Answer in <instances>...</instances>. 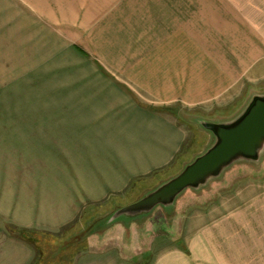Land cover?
Masks as SVG:
<instances>
[{
    "label": "rangeland",
    "instance_id": "374dc122",
    "mask_svg": "<svg viewBox=\"0 0 264 264\" xmlns=\"http://www.w3.org/2000/svg\"><path fill=\"white\" fill-rule=\"evenodd\" d=\"M79 1L31 0L29 8L51 16L61 9L67 12L69 2L76 5ZM82 1L88 7L93 3L90 9L93 10L92 24H82L81 27L78 24L56 25L51 27L54 33L40 24H3L0 30V133L12 134L16 138L13 142L3 141V148L10 149L9 147L18 144V155L8 157L11 153L6 150L1 152L2 173L5 175L16 166H26L30 174H34L31 181L44 182L45 188L49 187L50 191L56 190L63 180V186L68 187L67 182L73 180L69 177L74 175V167L77 164L81 166L82 161L86 160L85 152L89 153L83 149V146L90 144L89 141H84L80 138L81 135L75 138L74 122L80 121L82 107L92 105V102L94 105L98 100L84 102V95L88 94L82 93L81 89L79 98L74 88L75 81L87 78L79 77L78 70L104 71L120 89L143 104L141 101H155L151 90L155 83L154 63L158 53L164 56L171 53L179 56L183 54L184 59H191L190 55L194 54L198 60L211 52H236L242 57V60L237 61L238 64L241 61L247 68L252 64L246 56L247 52L237 51L230 44L226 45L229 38L234 40L233 37H241L245 28L231 22L235 15L234 6L224 8L221 0ZM85 9L86 7L83 11ZM226 9H230L231 13ZM246 38L252 42L251 35H246ZM248 46L243 45L247 50L251 47L249 43ZM74 48L78 51L82 48L83 56L78 55ZM143 68L147 76L137 77L138 71ZM108 69L121 73L113 74ZM123 71L132 76L122 78ZM214 73L216 72L212 75ZM257 76L256 72L254 77H243L235 91L234 88H228L219 95L220 98L212 99L201 108L191 109L192 111L186 109L181 102L160 108L182 122L190 132L172 166L141 180L132 181L127 190L128 200L125 190L122 194H110L97 203L84 204L78 220L64 229L73 228L78 232L74 237H67L66 246L71 250H80L82 258L89 259L95 254L105 258L107 252L111 251L122 257L126 245L127 258V247L136 238L141 241L147 239V243L151 242L154 246L159 243L160 248L170 247L174 245L172 233L180 232V225L187 224L194 211L205 212L211 205L213 217H217L240 203L247 202L257 208L258 229L260 236H264L261 226H264V151L258 162L239 161L220 178L212 180L210 183L213 184L203 189L209 191L206 196L208 202L204 206H199L193 195L194 191L188 190L178 198L175 207H159L141 218L110 222L119 210L126 207V202H137L177 176L198 155L206 151L208 147L201 150L203 138L194 133V127L204 130L202 122H232L245 111L254 97L263 96L264 78ZM95 78L92 79L97 86L100 83ZM87 85L83 84L85 87ZM98 88H102V85L92 88L88 93L96 97ZM80 127L79 131H87L88 124ZM104 156L98 155V165L107 159ZM3 181L5 184L8 178H3ZM187 199L189 204L184 207L183 203ZM194 205L196 210L192 211ZM179 207L185 209L181 210ZM107 228L113 231L110 232ZM123 229L126 230V243L118 242L122 236L115 237L124 232ZM97 230L100 231L91 235L92 231ZM56 239L59 237L52 238ZM259 249H263V245ZM79 254L76 253L77 256ZM135 257L138 262L144 260L138 254ZM150 258L149 255L144 262H149ZM263 261L264 255L260 252L258 262L263 264Z\"/></svg>",
    "mask_w": 264,
    "mask_h": 264
},
{
    "label": "crops",
    "instance_id": "0c3cea01",
    "mask_svg": "<svg viewBox=\"0 0 264 264\" xmlns=\"http://www.w3.org/2000/svg\"><path fill=\"white\" fill-rule=\"evenodd\" d=\"M221 2L224 8L234 6L235 15L231 22L245 28L241 37H233L234 40L229 38L226 45L230 44L237 51L247 52V58L252 61L248 68L241 61L240 64L237 63L242 57L236 52L207 53L202 56L203 59H198L202 62H198L194 54L190 55L191 59H184L183 54L179 56L171 53L164 56L158 53L154 63L155 83L151 90L155 101H141L143 104L120 89L104 71L78 70L79 77L87 78L75 81L74 88L79 98L82 90V93L88 94L84 95V102L98 100L94 105L92 102V105L82 107L80 121L74 122L75 138L81 135L80 138L89 141V145L83 146L84 151L89 153L85 152L86 160L82 161L81 166L77 164L74 167V175L69 177L73 180L67 182L68 187L63 186V180L52 191L49 187L45 188L42 181L32 182L34 174H30L28 167L16 166L4 175L0 164V264H259L258 254L262 252L264 255V236H260L258 229L257 208L250 202L240 203L217 217H213L211 205L205 212L194 211V205L192 218L183 225L184 228L180 225V232L172 233L174 245L160 248L159 243L158 247L151 242L148 244L147 239L141 241L136 238L127 247V258L126 245L122 257L111 251L107 252L105 258L95 254L89 259L82 258L80 250H71L66 246L67 237H74L78 232L73 228L64 229L78 220L84 204L97 203L110 194H122L125 190L128 200L127 190L132 181L141 180L172 166L190 132L182 122L160 108L181 102L186 109L192 111L191 109L201 108L212 99L220 98L219 95L228 88H234L235 91L245 76L254 77L257 72V78H264V0ZM30 3L31 0H0V30L3 24H40L44 29L52 30L51 27L56 25L78 24L81 27L82 24L93 23V10H90L93 3L88 7L84 6L82 0L76 5L69 2L67 12L61 9L51 16L30 9ZM84 7L86 11H83ZM226 11L231 13L230 9ZM94 15L96 16L95 12ZM52 32L54 33L53 30ZM246 35H251L252 42L247 40ZM248 43L251 47L247 50L243 45L249 47ZM74 49L78 55L83 56L82 48L81 51ZM1 54L0 49L2 59ZM190 61L193 63L189 64ZM143 71L144 68L136 76H147ZM108 72L121 73L117 70ZM213 72L216 73L212 75ZM121 76L126 78L132 75L123 71ZM95 77L100 83L97 86L92 79ZM83 84H88V87ZM100 85L102 88H98L95 94L98 96L88 93ZM87 110L90 112H86ZM82 124H88L87 131H79ZM194 133L203 138L201 150L212 145L214 138L210 133L197 127H194ZM14 139L16 138L12 134L0 133V163L3 150L11 153L8 157L18 155L17 143L10 149L3 148V141L8 143L15 141ZM101 154L107 159L98 165L97 157ZM3 178H8L5 184ZM210 184L213 183L208 186ZM203 189L193 192L199 206L208 202L206 196L209 191ZM188 202V199L185 200L183 206L188 205ZM262 203L264 208V200ZM130 204L132 203L126 202V206ZM261 226L264 234V226ZM99 231H92L91 235ZM123 231L115 235L122 236L118 240L120 243H126V230ZM56 236L59 239L52 240ZM262 245L263 249L260 250ZM137 254L144 260L150 255V261L138 262L135 259Z\"/></svg>",
    "mask_w": 264,
    "mask_h": 264
},
{
    "label": "water",
    "instance_id": "95a60500",
    "mask_svg": "<svg viewBox=\"0 0 264 264\" xmlns=\"http://www.w3.org/2000/svg\"><path fill=\"white\" fill-rule=\"evenodd\" d=\"M214 141L177 176L119 210L110 220L136 219L159 207L170 209L188 190L199 191L239 161L258 162L264 151V95L254 97L229 123L202 122Z\"/></svg>",
    "mask_w": 264,
    "mask_h": 264
}]
</instances>
